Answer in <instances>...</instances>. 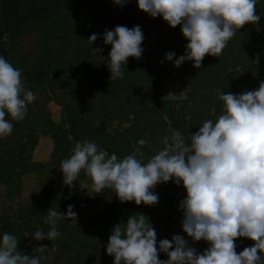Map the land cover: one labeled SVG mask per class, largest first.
<instances>
[{"label": "trees", "instance_id": "obj_1", "mask_svg": "<svg viewBox=\"0 0 264 264\" xmlns=\"http://www.w3.org/2000/svg\"><path fill=\"white\" fill-rule=\"evenodd\" d=\"M259 11L264 12V0L256 2V14ZM118 25H139L145 39L141 57H128L123 77L110 80L106 60L111 45L103 43L102 34ZM93 33L99 35L91 43L88 37ZM5 34L7 40L0 39V55L21 70L24 87L36 97V109L32 113L29 104L21 121L5 117L13 128L5 141L0 139V183L7 198H13L20 192L23 175L45 173L47 177L41 182L46 200L21 206L11 216L0 215V234H14L18 249L41 257V264L46 254L40 248H53V264H113V256L106 252L111 229L133 214L148 217L157 242L162 219L181 225L178 205L185 189L171 180L156 185L158 202L154 205L120 202L107 188L92 198L75 195L80 183L90 179L83 169L71 188H49V175L63 180L61 161L70 157L76 142L94 141L109 155L123 158L143 138L147 162L164 147L163 137L172 130L189 140V134L204 121H215L222 113L223 101L217 98L220 90L238 94L255 90L264 81V30L258 22L241 26L221 55L206 54L200 68L193 67L192 61L183 62L184 97L179 100L161 99L160 90L171 73L165 53H184L187 40L181 26L171 27L160 16L150 17L138 9L136 0L124 6L113 0H0V37ZM97 47L103 52L94 54L92 48ZM52 100L60 107L58 122L47 108ZM40 135L52 140L48 162L32 160ZM69 204L77 215L57 223L61 235L52 241L35 240L36 230H50L44 222L47 210L65 213ZM84 210L90 211V218L81 217ZM234 242L237 254L255 243L246 237L234 238ZM207 246L204 241L202 249ZM158 258L164 259L163 253Z\"/></svg>", "mask_w": 264, "mask_h": 264}, {"label": "clouds", "instance_id": "obj_2", "mask_svg": "<svg viewBox=\"0 0 264 264\" xmlns=\"http://www.w3.org/2000/svg\"><path fill=\"white\" fill-rule=\"evenodd\" d=\"M257 0H136L138 9L150 17L160 16L171 27L181 26L187 43L184 53H165L164 59L179 67L192 61L200 68L206 54L219 57L235 32L247 22H258ZM124 6L128 0H113ZM99 34L88 40L93 43ZM0 39L6 41L5 34ZM103 43L111 45L106 60L110 80L123 77L128 57L139 59L145 39L139 25H118L105 29ZM102 53L103 48H92ZM103 59V57H101ZM163 62V61H162ZM176 98L169 94L167 99ZM222 113L203 122L186 140L179 130L163 137L164 147L145 162L143 138L133 152L118 158L99 149L94 141L76 142L70 157L61 161L64 185L69 188L83 169L91 189L99 194L110 189L120 202L154 205L157 184L172 181L185 189L178 208L181 227L192 241L203 239L208 246L198 252L180 234L157 242V233L142 213L130 215L126 223H116L108 237L107 254L113 264H264V81L255 90L238 94L218 92ZM36 99L24 87L21 70L0 55V139L12 132L10 115L21 121L28 105ZM72 139L71 136L68 137ZM86 189L87 185L81 186ZM73 205L65 213L49 208L44 222L50 230L35 231V240H54L63 219L76 218ZM246 237L255 243L238 254L234 238ZM18 238L0 234V264H41V257L18 249ZM158 245V246H157ZM259 250V254H258ZM166 253L167 259L158 258Z\"/></svg>", "mask_w": 264, "mask_h": 264}, {"label": "rangeland", "instance_id": "obj_3", "mask_svg": "<svg viewBox=\"0 0 264 264\" xmlns=\"http://www.w3.org/2000/svg\"><path fill=\"white\" fill-rule=\"evenodd\" d=\"M258 15H260V20L258 21L259 25L261 28H263L264 30V12H260L257 13ZM256 46H260V44L256 45ZM167 66L170 69V74L166 76V79L164 80V83L162 84L160 93H162L164 91V88H168L172 89L174 88L175 84H179L180 86H183L182 82H181V65L179 67L174 66V64L171 61H166ZM173 86H169L172 85ZM182 88V87H181ZM182 92L184 95V90L182 88ZM30 107H31V112L34 113L35 111V102L32 101L30 103ZM47 108L50 112V116L51 118L58 122L60 119V107L59 105L54 101H50L47 103ZM3 141L6 140V138H2ZM52 140L45 136V135H40L38 138V142L36 147L34 148L33 152H32V160L37 161V162H48L50 160V153L52 151ZM47 177V175L45 173L39 175L37 173H29L26 175H23L21 178V188H20V192L13 196V198H7V196L5 195V186L3 184L0 183V215H9L11 216V214L19 207L24 206V205H28L31 203H40L42 204L44 202L45 197L42 196L43 194V188H42V180ZM49 177H51V183L48 186L49 188L52 189H58V191H62V189L67 186L64 185L63 180L59 181V180H55L54 179V175H49ZM87 185L86 189L82 188L81 186H85ZM158 188L157 186H155L154 188V192L157 194L158 192ZM71 192V191H70ZM72 193V192H71ZM53 194V193H52ZM75 195H81L84 196L86 198H92L94 196H96L97 194L94 193L91 189V180H86V181H82L80 183V187L78 189L77 192L74 193ZM100 194V193H99ZM97 205L101 204V201H97L96 202ZM81 217H85V218H90L91 217V213L89 210H84L82 212V216ZM71 222V221H70ZM174 234H180L181 236H183L185 239H190V237L187 236L186 233L183 232L181 225H177L174 223H171L165 219H162L160 221V225H159V239H169L171 240V237ZM192 241V240H191ZM204 240L201 239L200 241H195L197 243H200V246L202 244ZM39 252H43L44 254H46V257H44L45 263L43 264H53L52 263V256H53V248H40ZM164 259H167V254L163 253ZM63 262V261H62ZM61 261L60 263L58 262V264H63Z\"/></svg>", "mask_w": 264, "mask_h": 264}, {"label": "water", "instance_id": "obj_4", "mask_svg": "<svg viewBox=\"0 0 264 264\" xmlns=\"http://www.w3.org/2000/svg\"><path fill=\"white\" fill-rule=\"evenodd\" d=\"M174 84L169 85V86H173V85L175 86L172 89L167 90L168 88H164V91L161 93V99H166V100H179V99H181V98L184 97L183 92H182V88H181L182 86H180L179 84H176V83H174ZM169 94L174 95L176 98L167 99L169 97ZM186 240H188L190 246L196 248V250L198 252H202L203 251L202 244L200 246V243H197L195 241H191L190 239H186Z\"/></svg>", "mask_w": 264, "mask_h": 264}]
</instances>
